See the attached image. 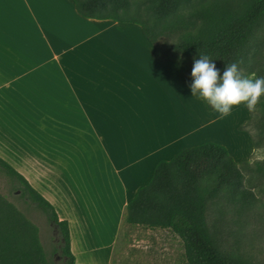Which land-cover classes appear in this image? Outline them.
<instances>
[{"label": "crops", "instance_id": "0c3cea01", "mask_svg": "<svg viewBox=\"0 0 264 264\" xmlns=\"http://www.w3.org/2000/svg\"><path fill=\"white\" fill-rule=\"evenodd\" d=\"M186 69L72 0H0V158L68 223L75 264H168L178 236L124 217L155 165L216 124Z\"/></svg>", "mask_w": 264, "mask_h": 264}, {"label": "trees", "instance_id": "16d2710c", "mask_svg": "<svg viewBox=\"0 0 264 264\" xmlns=\"http://www.w3.org/2000/svg\"><path fill=\"white\" fill-rule=\"evenodd\" d=\"M88 19L133 23L159 59L172 58L187 69L180 79H192L193 58L207 55L223 72L237 63L244 76L264 77V0H72ZM198 98V97H196ZM204 108L213 109L201 98ZM247 108V107H246ZM238 127L246 131L255 151L264 153V96ZM0 172L56 228L58 245L47 253L39 228L0 194V264H75L66 221L8 163ZM226 203L235 211L264 207V155L237 162L216 142L186 147L159 161L148 183L128 201V224L168 228L181 240L187 264H251L231 257L216 241L207 219L210 206Z\"/></svg>", "mask_w": 264, "mask_h": 264}, {"label": "rangeland", "instance_id": "374dc122", "mask_svg": "<svg viewBox=\"0 0 264 264\" xmlns=\"http://www.w3.org/2000/svg\"><path fill=\"white\" fill-rule=\"evenodd\" d=\"M233 3L239 2L234 0ZM247 77L255 76L252 74ZM218 116L219 113L213 110L211 117L216 120V124L212 125L207 141L224 145L237 162L251 161L264 155L263 152L253 149L247 132L238 128L248 118L245 105L234 106L231 113L223 119H218ZM0 194L37 225L44 250L47 253L52 252L58 245V237L53 233L52 225L47 222L42 212L20 195L19 191L13 190L10 179L2 172H0ZM207 219L212 232L215 233L216 241L231 257L251 264H264V207L249 212L235 211L226 203H218L209 207ZM144 235H146L144 232L139 231L136 236L143 239ZM168 235L167 242L170 248L168 264H187L179 238L171 232ZM55 255L58 254L52 255L55 263L61 264Z\"/></svg>", "mask_w": 264, "mask_h": 264}, {"label": "clouds", "instance_id": "9594fccd", "mask_svg": "<svg viewBox=\"0 0 264 264\" xmlns=\"http://www.w3.org/2000/svg\"><path fill=\"white\" fill-rule=\"evenodd\" d=\"M191 77V95L203 99L219 113L218 119L227 117L234 106L241 104L254 111L264 96V77L244 76L237 63L224 66L221 74L207 55L193 58Z\"/></svg>", "mask_w": 264, "mask_h": 264}, {"label": "flooded vegetation", "instance_id": "af4514ba", "mask_svg": "<svg viewBox=\"0 0 264 264\" xmlns=\"http://www.w3.org/2000/svg\"><path fill=\"white\" fill-rule=\"evenodd\" d=\"M56 257V259H58V260H60L61 261V264H63L62 262H63V260L61 259V256H59V255H55Z\"/></svg>", "mask_w": 264, "mask_h": 264}, {"label": "water", "instance_id": "95a60500", "mask_svg": "<svg viewBox=\"0 0 264 264\" xmlns=\"http://www.w3.org/2000/svg\"><path fill=\"white\" fill-rule=\"evenodd\" d=\"M53 233L56 234V228H53Z\"/></svg>", "mask_w": 264, "mask_h": 264}]
</instances>
